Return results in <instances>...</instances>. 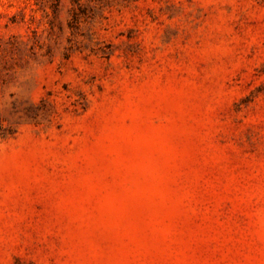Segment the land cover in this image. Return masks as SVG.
<instances>
[{"label":"rangeland","instance_id":"1","mask_svg":"<svg viewBox=\"0 0 264 264\" xmlns=\"http://www.w3.org/2000/svg\"><path fill=\"white\" fill-rule=\"evenodd\" d=\"M0 264H264V0H0Z\"/></svg>","mask_w":264,"mask_h":264}]
</instances>
